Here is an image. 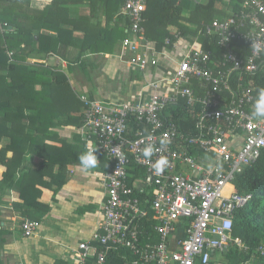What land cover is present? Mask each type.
Wrapping results in <instances>:
<instances>
[{"label": "built area", "instance_id": "1", "mask_svg": "<svg viewBox=\"0 0 264 264\" xmlns=\"http://www.w3.org/2000/svg\"><path fill=\"white\" fill-rule=\"evenodd\" d=\"M145 10L146 0H124L116 13L127 21L121 48L140 72L159 63L144 35ZM196 31L172 71L145 83L152 92L121 101L80 96L82 140L110 166L101 175L102 221L77 243L73 264H208L232 246L264 258V243L250 250L232 235L234 212L252 194L231 189L264 149V116L251 111L252 80L264 69V0H239ZM198 37L219 53L199 47ZM38 225L23 218L22 236Z\"/></svg>", "mask_w": 264, "mask_h": 264}, {"label": "trees", "instance_id": "2", "mask_svg": "<svg viewBox=\"0 0 264 264\" xmlns=\"http://www.w3.org/2000/svg\"><path fill=\"white\" fill-rule=\"evenodd\" d=\"M89 1L91 10H96L98 4H94V0ZM123 1L99 0L104 8L106 24L99 28L93 39L89 32L93 26L88 25L80 45L81 50L90 48L92 52H110L114 42L126 36L123 27L127 25V21L124 25L120 19H115L113 26H108L113 13L118 12ZM192 1L146 0L144 35L155 43L156 49L160 51L164 47L172 48L176 38L168 29L169 26H176L178 36L190 41L197 31L184 21L198 26L202 22H211L214 15L218 14L216 2L228 3L232 6L231 12L239 6V0H206L191 8ZM185 8L191 9L188 17L182 15ZM53 9L51 2L42 11H37V15L32 18L22 11L20 4L0 3V26L4 28V31L0 30V142L3 138H8V143L0 148V194L8 189L17 191L18 196L12 200L13 208L24 218L38 223L49 211L54 195L67 181V171L73 168L69 166L68 169L67 159L61 156L62 152L58 148L52 151L46 142L58 139L65 143L55 133L48 131V127L54 124V119L66 115L67 120L59 122L67 124L73 121V110H70L72 101L69 103L73 93L67 77L62 71L43 68L41 65L36 67L25 62L27 56L36 55L42 50L56 52L57 41H61L63 47L67 45L65 40L58 38L64 30L57 28V37L45 32L50 31L45 20ZM231 12L223 15L229 16ZM21 16H25L27 22H23ZM98 25L101 26L99 23ZM35 31L38 39L37 46L33 49L30 46L36 41ZM166 38L169 43L165 42ZM198 41L199 46L219 53L215 42L204 37H199ZM238 46L246 52L248 45L240 42ZM252 82L256 90L251 111L254 115L263 117L261 110L264 109V69L256 74ZM189 123H192L191 119ZM7 152H11V156L8 157ZM29 153L41 157V160L35 167L24 170V158ZM92 156L106 161L101 154L90 153L89 158ZM56 163L62 164L63 168L54 173L53 167ZM231 189L252 194V198L234 212L232 219V235L252 250L264 243V149L253 163L247 164L235 175ZM225 255L231 259L248 257V254L234 246Z\"/></svg>", "mask_w": 264, "mask_h": 264}, {"label": "crops", "instance_id": "3", "mask_svg": "<svg viewBox=\"0 0 264 264\" xmlns=\"http://www.w3.org/2000/svg\"><path fill=\"white\" fill-rule=\"evenodd\" d=\"M51 2L54 9L45 20L50 31L45 32L57 37V28L64 30L62 36L58 38L65 40L67 45L63 47L62 42L57 41L56 52L42 50L36 55L27 56L25 62L36 67L41 65L43 68L62 71L67 77L73 93L69 100V103L72 101L70 110H73V121L67 124L59 122L66 121V115L54 119V124L48 127V131L55 133L56 137L61 138L65 143L58 139L46 142L52 151L58 148L62 152L61 156L67 159L68 169L69 166L73 168L67 171V181L54 195V200L50 201L49 211L42 216L38 228L29 237L22 236L20 224L24 217L12 206V200L18 196V192L8 189L0 194L2 264H73L72 254L77 243L90 240L102 221L101 208L105 190L101 175L110 166L105 157L108 165L105 160L96 156L89 158L91 152L86 149V143L80 133L83 107L80 96L84 95L93 100L121 101L134 99L141 90L152 92L153 89L145 86V83L172 71L176 66L175 61L183 55L179 54L183 51L179 49V43L187 40L178 36L176 26L168 27L176 38L171 49L164 47L159 51L155 43L148 39L154 45L155 56L159 63L156 67L140 72L130 66L129 50L121 48L120 38L114 42L110 52H92L90 48L81 50L80 45L88 25L93 26L89 31L93 39L98 34L99 28L106 24L104 8L99 0L93 1L94 4H98L96 10L95 8L91 10L89 0H0L1 4L22 5V11L31 17L37 15V11H42ZM231 9L232 7L227 11L218 10L214 19L225 17L223 14H229ZM190 11V8H185L182 15L188 17ZM116 13L117 11L113 13L108 26H113L115 19H120L121 24L124 22L125 25L126 20ZM21 20L27 22L25 16H21ZM184 22L191 28L198 26L193 22ZM125 28L126 26L123 27L124 34H126ZM195 38L196 36L190 41ZM34 39L36 41L30 46L33 49L37 46V31L34 33ZM198 39L197 45H199ZM7 143L8 138H3L0 148ZM11 154L7 152L8 157ZM40 160L41 157L33 153L26 154L23 162L24 170L35 167ZM62 166L56 163L53 172L61 171ZM216 253L225 255L215 251L208 264H264V258L251 256L234 259L226 256L221 262H215L213 257Z\"/></svg>", "mask_w": 264, "mask_h": 264}, {"label": "rangeland", "instance_id": "4", "mask_svg": "<svg viewBox=\"0 0 264 264\" xmlns=\"http://www.w3.org/2000/svg\"><path fill=\"white\" fill-rule=\"evenodd\" d=\"M205 1L206 0H193L191 2L190 7L194 8V4H200V3L205 2ZM215 6H216L217 10H219V11H222V10L227 11V9L230 10V8L232 7L231 5L229 7V4L224 3V2H216ZM219 17H221V16H219ZM184 41L185 42L182 41L179 43V49H183V51H180L179 54H184L189 49V44L186 41H188V42H191V41H189V40H184ZM141 78H143V77H141ZM156 79H158V78H156ZM239 141H240V137L236 136L234 138L233 142H234V144H237V143H239ZM225 257H226V255H221L219 253H216L213 257V260L215 262H221Z\"/></svg>", "mask_w": 264, "mask_h": 264}]
</instances>
